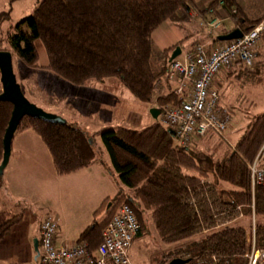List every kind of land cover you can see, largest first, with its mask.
<instances>
[{
  "label": "trees",
  "instance_id": "16d2710c",
  "mask_svg": "<svg viewBox=\"0 0 264 264\" xmlns=\"http://www.w3.org/2000/svg\"><path fill=\"white\" fill-rule=\"evenodd\" d=\"M218 1L211 0L207 9ZM191 4L192 0H40L5 41L28 70H38L35 42L40 41L47 56L45 68L58 78L81 85L117 77L141 102L175 105L179 99L173 91L156 92L162 81L168 82L171 52L182 41L154 57L151 36L178 10L188 12ZM221 8L242 33L262 20L246 18L236 0H221ZM1 13L0 20L9 17L8 12ZM213 42L219 41L214 37ZM11 110L9 102L0 101V162ZM26 129L45 143L57 175L73 173L96 160L93 138L75 122L58 124L25 116L16 132ZM97 133L117 183L126 189L104 198L79 233L76 243L85 244L89 254H94L106 223L123 204L139 224L133 242L149 232V221L160 242L178 245L175 254L185 255L181 258L188 260L186 264L241 263L239 255L248 248L250 234L233 221L238 207L242 217L251 218L253 205L256 245L264 247V185L252 189L249 170L264 140V113L233 148L216 158L199 148L197 137V147L176 144L172 130L160 122L142 130L106 126ZM21 217L19 213L0 225V240ZM173 258L171 252H162L156 264Z\"/></svg>",
  "mask_w": 264,
  "mask_h": 264
},
{
  "label": "rangeland",
  "instance_id": "374dc122",
  "mask_svg": "<svg viewBox=\"0 0 264 264\" xmlns=\"http://www.w3.org/2000/svg\"><path fill=\"white\" fill-rule=\"evenodd\" d=\"M39 1L40 0H0V13H9V17L0 20V49L10 51L5 41L7 33L15 31V26L32 14ZM205 1L209 3L211 0ZM241 1V10L250 18H254L258 16V14L264 12V0ZM206 11H208V13L204 14L206 16L203 15L205 21H203L202 24V27L206 31V27L209 28V26H205V23L212 19H217L218 17L224 19L223 22L221 20L219 30H215L217 31L215 32L216 34H226L234 27V24L231 25L228 14H225L221 8V0L218 1L217 6L206 9ZM178 13H182V11L178 10L177 15ZM1 16L6 17L3 14ZM227 19L229 21H226ZM262 19H264V17ZM170 21V19L165 21L152 33L151 39L154 57L159 56L162 50L177 39L180 40L181 38H185V40L180 43L181 45H178L185 50L188 48L186 46L193 41V37L204 36L203 33L205 32H201L199 21L193 20V18L190 21L181 22L179 27L169 26ZM225 26L229 28L228 31ZM207 33L210 37L215 35L208 31ZM224 42L225 41H220L219 43ZM35 46L38 53V70L26 69V66H24L16 55L12 53L13 71L23 93L27 99L37 107L48 113L56 114L67 122H75L77 126L86 131V133L93 138L96 158L100 159L99 157L107 155L97 133L102 127L122 126L125 128L142 130L154 122H160L162 125H165L161 122L160 118V107L163 105L157 106L154 100L150 102H141L137 100L130 91L123 87L117 77L107 78L104 84H99L97 81H88L86 85H74L58 78L55 74L47 70L45 68L47 64L45 49L40 41H36ZM178 59L182 60L181 57ZM166 83L168 85L173 83V88H171L170 85L168 88L170 91H173L176 82H173V80L168 77V82ZM87 84L97 85L100 90L88 87ZM262 85H264V81ZM165 90L164 88L161 90L159 89L156 94H161ZM253 95H255V97H252ZM252 96L246 99L242 97V100L239 101L242 105H236L235 110H232L229 123L221 135L215 132H208L203 136H198L197 145L199 148L212 154L214 158L222 156L225 150L231 149L240 139L241 135L249 129L255 118L264 112V86L252 92ZM251 97L254 102L252 106L247 104ZM155 107L159 110L157 118H153L150 113V109ZM197 145L194 146L197 147ZM32 180L33 187L30 186V188L35 190L28 194V200L26 201L27 215L25 214L24 216L22 226H20L19 230L12 232L10 236L0 240V264H41L38 257L34 259V251L33 259L27 255L29 247H24V237L31 229L33 223L35 225L36 220L44 216L50 208H52V212L55 213L54 208L51 206L57 204L58 196L56 192L53 194L50 190L46 193L37 192L36 177H32ZM125 189L126 188H123V190ZM119 190L120 189L118 188L117 190L116 186L113 184L110 198L116 197ZM59 196L62 209L56 211L58 219H60L61 224H67L69 228H73L75 222L74 219H71L73 215L80 210V205L72 197L73 195L68 187H63V191ZM104 215V211L99 214L97 217L98 221H101ZM147 222L149 224V232L136 239L129 251V256L133 264H156L157 258L165 251H169L171 254L176 255V258L185 256L180 254L177 256V254H175L178 245L166 246L160 242L152 225L149 221ZM250 224L251 218L246 215L235 221V225L243 227L247 234H250ZM31 249H34V241Z\"/></svg>",
  "mask_w": 264,
  "mask_h": 264
},
{
  "label": "built area",
  "instance_id": "2783aa9c",
  "mask_svg": "<svg viewBox=\"0 0 264 264\" xmlns=\"http://www.w3.org/2000/svg\"><path fill=\"white\" fill-rule=\"evenodd\" d=\"M223 19L218 17L207 21V31L216 34L215 30H219ZM262 33L264 19L240 38L216 45L213 49L208 50L205 45L193 44L182 55V60L176 58L169 63L167 75L176 82L173 93L179 102L160 107V118L161 122L172 130L176 144L193 146L196 144V137L203 136L208 131L220 134L226 129L229 116L224 110L219 111L217 108L219 95L212 88V79L221 69H230L237 63L246 69H252L256 46ZM249 169L251 188L264 185V140ZM253 212L252 205L249 246L239 255L240 264H264V247L256 245ZM236 215L233 221L242 217L240 207L237 208ZM56 231L55 219L46 215L39 226L37 257L41 264H133L129 249L139 231V224L127 204L121 205L106 223L101 241L92 255L87 252L85 244L73 243L56 247ZM212 259L216 261L214 256Z\"/></svg>",
  "mask_w": 264,
  "mask_h": 264
},
{
  "label": "crops",
  "instance_id": "0c3cea01",
  "mask_svg": "<svg viewBox=\"0 0 264 264\" xmlns=\"http://www.w3.org/2000/svg\"><path fill=\"white\" fill-rule=\"evenodd\" d=\"M236 2L238 6H242L241 0H236ZM207 7L208 3L205 0H193L186 14L178 13L177 15V13H175L174 17L170 19L169 26L179 27L181 22L190 21L193 18V20L199 21L201 32H205L202 37H193V41L186 46L188 48L185 50L177 46L180 48V54L177 58L182 57L183 53L196 43L205 45V48L207 47L206 49L208 50L213 49L216 45L222 44L219 43L220 41L218 43L213 42V38L217 37L218 34L210 37L207 31L202 27L203 21H205L203 15L208 13V11H206ZM245 16L249 20L255 21L262 19L264 17V12L258 14V16L254 18H250L248 15ZM226 21L229 20L227 19ZM232 24L231 21V25ZM226 28L228 31L229 28ZM263 34L256 46V56L253 69H250L251 71L246 72L244 67L240 63H237L231 69H221L212 79V88H214L219 95L217 108H219V111L224 110L229 116V120L230 113L232 110H235V106L242 105L239 103L242 97L246 99L252 96V92H255L257 88L264 86L262 85L264 81ZM183 40H185V38H181L180 40L177 39L171 42L167 47ZM105 80L98 83L104 84ZM84 85H86V83ZM169 85L173 88V83ZM169 85L166 82H162L159 89H166L162 92L165 93L168 91ZM87 86L95 90H100V88L94 84H87ZM252 97H255V95ZM252 97L249 99V102L244 100L251 106L254 105ZM99 158L100 159L96 158L93 163L73 173L57 175L54 171L47 146L42 139L30 129L15 132L11 142L8 163L3 171L0 172V225L4 223L5 220L19 213L22 214V217L18 223L14 224L9 229V232L3 238L10 236L12 232L19 230L20 226H22L26 214L28 194L35 190L30 188V186L33 187L32 177H36V191L46 193L50 190L53 194L56 192L58 201L56 205L53 204V206H51L54 208L55 213H53L52 208H50L44 216L36 220L35 225L33 223L31 229L25 235L24 247H29L27 255L33 259V254L35 253L34 259H37L36 252L31 248L33 247V241L36 239L38 241L39 250V226L46 215H51L57 223V231L54 237V244L56 247L76 243L79 233L90 224L93 218V211L99 207L104 198L111 197L112 185L114 184L117 190L121 188V185L117 183L112 173L107 155H103ZM63 187H68L73 195L72 197L80 205V210L76 212L71 219H74L75 222L73 228H69L67 224H61L56 212L62 209L59 195L63 191Z\"/></svg>",
  "mask_w": 264,
  "mask_h": 264
},
{
  "label": "water",
  "instance_id": "95a60500",
  "mask_svg": "<svg viewBox=\"0 0 264 264\" xmlns=\"http://www.w3.org/2000/svg\"><path fill=\"white\" fill-rule=\"evenodd\" d=\"M241 36V30L239 28H235L226 34L218 35L216 39L218 41H230L240 38ZM179 54L180 48L176 47L172 51L169 61L175 59ZM0 85V101L9 102L12 105L10 118L2 139L3 154L0 162V172H2L9 160L13 136L17 130L20 120L23 117L28 116L58 124L64 123L65 120L56 114L44 111L27 99L20 84L17 82L12 66V53L8 50H0ZM150 113L153 118H157L159 110L152 108L150 109ZM34 251L36 252V256H38V241L36 239L34 240ZM187 262V259L173 258L167 264H186Z\"/></svg>",
  "mask_w": 264,
  "mask_h": 264
}]
</instances>
